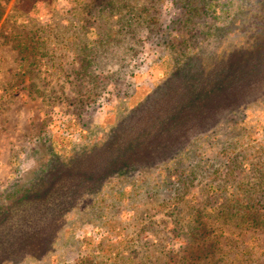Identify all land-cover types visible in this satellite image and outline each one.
<instances>
[{
  "label": "rangeland",
  "instance_id": "1",
  "mask_svg": "<svg viewBox=\"0 0 264 264\" xmlns=\"http://www.w3.org/2000/svg\"><path fill=\"white\" fill-rule=\"evenodd\" d=\"M261 2L0 0V264H184L205 244L195 264H264V227L220 216L264 195V71L199 132L190 116L134 145L155 102L193 97L199 69L241 77L264 60ZM23 34L36 47L21 60ZM52 165L62 178L36 194ZM16 183L27 195L7 198Z\"/></svg>",
  "mask_w": 264,
  "mask_h": 264
},
{
  "label": "trees",
  "instance_id": "2",
  "mask_svg": "<svg viewBox=\"0 0 264 264\" xmlns=\"http://www.w3.org/2000/svg\"><path fill=\"white\" fill-rule=\"evenodd\" d=\"M261 5L264 7V0H262ZM203 6L205 5L203 4ZM199 26L201 25L199 24ZM209 26L210 24L208 25L207 23L204 25L205 28H209ZM196 28V25L193 24V33L196 32ZM24 29H26V27L22 26L21 31H24ZM37 39L39 38H36L35 40ZM12 40L19 48V55L21 60H24L26 58L24 56V52H35L34 49L36 45L33 41V38H31L29 35H15ZM227 56L228 53L221 52L219 53L218 58L221 61L223 59H227ZM34 60L36 59L34 58ZM202 63L200 60V55H198V57H193L194 69H199L196 66ZM212 67H215L214 71H218L217 67H220L218 59H214ZM202 70L203 69H199L200 73L196 76L195 82L193 83V97L188 98V96L184 92H182L179 94V98L174 97V99H172L170 98L172 96L171 95L164 101L155 102V104L158 106V111L152 116H149L145 122L143 130H139L136 133L137 138H135L134 140L135 147H137L139 144H145L146 142L151 143L153 139L159 137V134L169 135L171 131L175 130L179 126L187 127L185 125L189 124L192 119L194 123H197V121H201L200 123L193 126V129L195 128V133L199 132L203 126L210 125L213 119L217 118L218 116V114L215 113V108L224 105L225 102H227L230 98H235L236 95H240V97L242 98L244 95L252 94L255 92L256 87L253 81L258 76V73L260 74L264 71V60L253 62L252 66H249L248 69L246 68L247 71L244 70L242 72L241 77H239L238 75L229 76L227 74L224 75L222 73H217L208 76L207 78V74ZM203 73L205 74L201 76V74ZM206 79H210V81L206 83ZM188 83L189 81L185 79L183 84V86L185 87H183L185 91L187 89L189 90V86L187 85ZM192 105L193 115L189 110V107H191ZM210 114L211 116L208 117V115ZM199 115L206 117L203 119H196ZM190 116H193L190 121H183L186 117ZM43 145L45 146L46 150L37 151V155L39 154L41 156H45L43 153L49 152L50 145L47 144L45 140ZM35 151L36 149H34L33 152ZM131 151L133 153H138L136 150ZM52 161V155H49L47 159H43V162L37 165V168H43L46 170ZM262 162L263 165L256 167V176L253 177V182L256 183V188H262V190H264V158ZM32 166L33 165L31 164L30 168H32ZM52 168L54 170H58L56 166L52 165ZM62 175V170L55 171L53 175H50L49 170L44 172L42 176L45 185L40 186V190L36 191V194H44L50 192L53 189V184L55 183V181H59L62 178ZM47 178H49L50 180L48 181ZM16 182H18V180ZM15 186H18L19 189H13ZM25 186V183H16L11 189L7 190V198L10 197L12 198V200H16L18 195H21L23 198L24 195H27V189L23 190L24 188H26ZM1 196L2 194L0 193V198ZM220 210V216L222 218L239 217L241 220H243L244 223H246V226L264 227V195L262 197H259V199H254L253 197H249L247 199H234V197L231 199H227L226 204L220 205ZM210 247L211 244H205L201 247H193V250H186L183 255V258H185L184 264H195L198 258L207 256L213 251V249H210Z\"/></svg>",
  "mask_w": 264,
  "mask_h": 264
}]
</instances>
